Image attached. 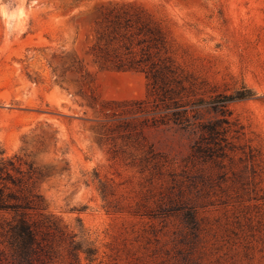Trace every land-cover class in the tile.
I'll return each mask as SVG.
<instances>
[{"label": "rangeland", "instance_id": "rangeland-1", "mask_svg": "<svg viewBox=\"0 0 264 264\" xmlns=\"http://www.w3.org/2000/svg\"><path fill=\"white\" fill-rule=\"evenodd\" d=\"M122 6L160 24L193 97L257 91L230 103L244 127L238 143L261 153L253 181L241 149L223 167L196 159L199 133L153 122L164 110L146 72L100 58L102 50L126 61L124 43L137 56L149 43L138 44L134 27L106 40V16ZM150 145L163 167L141 164ZM0 146L46 173L34 219L82 228L98 247L81 264H264V0H0ZM170 196L197 206L196 226L182 209L158 210ZM148 206L156 217L141 214ZM61 233H51L49 264H70Z\"/></svg>", "mask_w": 264, "mask_h": 264}, {"label": "trees", "instance_id": "trees-1", "mask_svg": "<svg viewBox=\"0 0 264 264\" xmlns=\"http://www.w3.org/2000/svg\"><path fill=\"white\" fill-rule=\"evenodd\" d=\"M126 9L123 6L119 9L113 8L106 16L108 29L106 40L127 39L128 30L135 28L143 38L138 44L149 42L141 49L140 56L132 54V45L124 43L128 50L129 57L126 61L122 58L110 57L100 50V58L105 62L110 61L112 65L122 68H141L146 72L153 94L155 95V109L164 110L159 117H154V123H174L181 129L189 130L192 133H199L192 145V155L200 161H212L223 167L226 158L233 159L237 151L241 149L240 160L246 161V167L250 165V172L253 178L258 175V157L261 154L250 143L243 146L238 141L244 138L243 125L232 117L230 103L234 100L249 98L257 95V91L243 85L232 93L217 92L209 99L193 97L186 91L185 77L183 70L171 56L167 54V37L160 26L143 8ZM104 35L101 36L103 38ZM151 50L158 59L152 61ZM164 50V51H163ZM164 52V54H163ZM141 104L142 102H133ZM147 109H138L137 112H146ZM205 113L212 114L209 117ZM130 124H125L128 128ZM142 159L145 167L152 164L154 167H163L166 160L153 145L146 149ZM233 154V155H231ZM17 154L8 156L5 148L0 146V243L6 244L5 250L0 251V262L5 264H49L52 257V240L57 234L65 235L66 255L70 264H81V253L93 261L97 259L98 247L88 239L84 229L78 232L62 231L56 222L51 221L50 216L34 219L32 210L41 206L43 196L36 189V183L46 173L43 168L35 166L34 162H23ZM101 194L104 200H108L111 194L106 182L100 180ZM264 197V195H263ZM171 205L159 203L158 210L161 213L169 214L170 211L182 209L185 211V219L191 225L197 224L198 208L192 202H185V206L177 207V200L170 196ZM108 203H110L108 201ZM151 208V207H150ZM149 206L144 213L150 216H157ZM142 210L137 209L136 212ZM51 233L53 239H51ZM8 253V254H7Z\"/></svg>", "mask_w": 264, "mask_h": 264}]
</instances>
